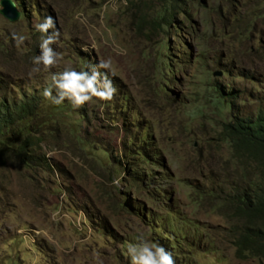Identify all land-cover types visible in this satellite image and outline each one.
Here are the masks:
<instances>
[{
	"label": "rangeland",
	"instance_id": "obj_1",
	"mask_svg": "<svg viewBox=\"0 0 264 264\" xmlns=\"http://www.w3.org/2000/svg\"><path fill=\"white\" fill-rule=\"evenodd\" d=\"M157 1L37 0L38 14L25 5L26 16L16 23L0 16V41L9 50L7 57L0 52V70L21 87L10 90L14 97L48 86L53 74L79 71L82 59L88 72H106L116 88L110 101L72 107L83 116L77 130L45 123L59 128L52 137L45 133L34 150L40 161L25 166L3 159L0 264H130L127 248L138 235L173 257L177 251L156 222L169 218L167 230L184 236L174 264H263L236 257L234 223L225 207L229 153L215 139L226 112L217 109L213 89L226 91L233 84L240 90L233 111L257 110L255 99L264 98V18L251 23L246 38L236 31L222 36L232 25L214 12L223 0H200L207 11L198 10L199 20L192 17L200 9L195 0H175L183 33L171 24L169 37L162 30L146 36L140 16L157 17ZM47 17L58 32L51 45L57 60L50 70L41 65L33 73L43 39L35 26ZM256 50L261 53L252 54ZM180 53L187 61L178 59ZM167 55L174 64L171 74L164 67ZM101 61L110 68H96ZM122 103L128 110L120 109ZM147 127V153L159 164L150 178L139 177V166L134 172L131 155H125L127 147L136 149L128 140L135 143ZM78 138L94 152L83 149ZM102 150L109 155L106 164Z\"/></svg>",
	"mask_w": 264,
	"mask_h": 264
},
{
	"label": "trees",
	"instance_id": "obj_2",
	"mask_svg": "<svg viewBox=\"0 0 264 264\" xmlns=\"http://www.w3.org/2000/svg\"><path fill=\"white\" fill-rule=\"evenodd\" d=\"M13 1L20 12L19 20L26 16L25 5H28L29 10L34 9L33 12L38 14L37 0ZM128 1L132 3L133 0ZM163 1L160 0V3L162 4ZM166 2L168 5L171 3L166 0L164 4ZM222 13V9L217 12L219 17ZM228 15L232 25H229L228 30L224 28L222 33L230 35L232 31H236L238 36L246 38L248 29L252 30L251 23L254 24L258 19L264 18V0H251L245 17H239L240 15H235V13ZM174 19L175 14L172 10L168 13L165 11L163 15L160 13L157 18L151 20L140 16L139 29L146 36L153 34L158 29H162L166 33L169 32L166 27ZM167 47L166 45L165 48ZM0 52L6 57L9 55L7 46L1 41ZM260 53V50L252 52L256 55ZM167 57L169 58V55ZM79 61L77 69L87 71L86 62L83 59ZM166 65L171 67L169 60ZM2 71L0 70V165L3 163V159L13 157L23 165L29 166L40 161L34 150L39 148L41 142L45 141L44 134L47 133L52 137L54 128H59V125L51 127V129L50 127L46 128L44 127L45 123L55 121L59 124L68 123L67 126L73 125V129L77 130L83 121V116L79 112H74L67 101L60 105H54L49 98L44 97L43 91L46 87H50L51 83L47 84L48 86L34 88L33 91L20 92L19 96L14 97L10 90L15 88L22 91L21 87L13 84ZM167 71L169 74L172 73L170 70ZM215 93L218 99L217 109L224 110L223 114L226 112L223 119L225 121L215 139L220 148L226 147L229 153V167L225 183L230 186V194L226 197L225 204L231 209V219L236 222L234 225L236 255L239 260H257L264 264V98L255 99L258 107L254 112L241 113L237 110L233 111V101L237 98V94L234 95L232 90L228 93L217 87ZM53 95H55V90H53ZM123 101L126 102L124 98ZM120 109L128 110V106L126 104L124 106L122 103ZM44 113L48 114L47 120L39 118ZM73 115L76 117L79 115V120L76 117L72 119ZM148 129V127L143 129V133L137 136L135 143H133L134 140H128V143L136 146V149H132L131 146L127 147L125 155L127 153L131 155L134 172L140 169L139 177L148 174L150 178L153 174L152 168L159 167V164L152 160L156 158V155L149 158L147 153L148 147H151ZM77 140L83 149L94 152L92 151L93 147L85 143V140L81 138ZM100 153H102V161L105 164L108 163V153L103 150ZM144 165L151 166V169H145ZM227 176H230L233 182ZM171 215H174L173 212ZM172 220L169 218L168 222H164L163 219L156 222L159 224L157 229L161 230V234L164 233L165 238L174 240L176 243L175 245V243L165 240L167 245L169 242L170 247L177 251L173 254V257H176L179 253L182 254L180 242L184 236L181 232L167 230L166 226L171 225L169 221ZM176 236L178 243L175 241L177 240Z\"/></svg>",
	"mask_w": 264,
	"mask_h": 264
},
{
	"label": "clouds",
	"instance_id": "obj_3",
	"mask_svg": "<svg viewBox=\"0 0 264 264\" xmlns=\"http://www.w3.org/2000/svg\"><path fill=\"white\" fill-rule=\"evenodd\" d=\"M11 1L14 2L13 0ZM149 1L151 2L152 0ZM165 1L166 0H164L162 4L160 3V0L157 1L158 4L157 5L158 12L156 13L157 17L159 16L160 13L163 15L165 11L166 13H168V11L172 10L175 14V19L173 22H171V24L175 25L176 32L177 34L180 35L183 33V30L181 24L178 23L179 14L178 12L175 11V3H174L175 0H167V1H171L169 5L168 2L164 4ZM182 2L185 3L184 0H182ZM249 2H251V0L247 2L246 0H223V3L220 6H216L214 8V12L218 16L217 12L219 11V9H222L223 13L221 14V16L224 14L229 19L230 16L228 14H234V13L235 15H240L239 17H245V12L249 8ZM195 3L197 7L200 9H196V12L192 17L199 20L200 15L198 14V10H203V11H207V10L205 8V5H203L204 3H201L200 0H195ZM157 17H153L151 19ZM171 24H169L166 27L169 32L166 33L164 32L168 37L170 36L171 33L170 30ZM202 24L204 25V27L206 26L205 23ZM161 25L163 26V23H161ZM35 27H36V31H38L43 35V39L40 41L39 44V47L41 49V54L33 59V64L35 65V67L32 68L33 73L38 72L39 66L41 65L43 66L44 70L46 71L50 70V68L56 64V60H57V53L51 47V45H53L56 42V38L58 36V32L56 31L55 22L53 18L47 17L43 20L42 23H38ZM223 29L221 30V34L222 36H225V34L222 33ZM49 30H51V32ZM158 30H162V29H158ZM157 31L154 33H157ZM154 33L152 35H154ZM179 35H177V38L179 41H182ZM165 46L166 45H163V49L169 48V47L165 48ZM186 57H188L187 54L183 55L182 53H180L178 59H183V61H187ZM170 58L171 55H169V58L166 57V62H168V60L170 62ZM166 62L164 63L165 68L167 66ZM170 64L171 67L174 65L172 62H170ZM96 68L107 70L110 68V62L109 61L98 62ZM167 68L169 67L167 66ZM170 68L168 70L172 71ZM230 73L231 72L229 70H224L225 76L231 77ZM245 77L246 79H249V77L247 76ZM245 77H243L244 80ZM164 80H166V78H164ZM231 80H233L234 83V79L231 78ZM166 81H167L166 83L169 84L170 81L168 80ZM217 87L220 88L222 91L228 93L231 92L232 90L234 95L237 94L236 95L237 98L235 99V101L240 97V90H238L233 84L226 86L227 88L226 91L219 85H216L214 86L213 89L214 92H215V88ZM53 90H55V95H53ZM115 92L116 89L113 86V83L106 72H101L98 70H93L91 72H88V71H76V70L67 69L60 72L59 74H53L51 76V85L50 87H46L44 89L43 95L45 98H49L51 100V103L54 105H60L65 101H67L73 108H79L85 103L92 102L94 99L105 102L110 101ZM225 207L231 213V209L228 208L226 204ZM228 218L231 222L234 223V225H236V222L231 219V215L228 216ZM136 240H137L136 243L130 245L127 248V254L130 260V264H174V259L171 253L166 251L163 247L155 244L150 245L148 242H146L143 239V237L139 235L137 236Z\"/></svg>",
	"mask_w": 264,
	"mask_h": 264
},
{
	"label": "water",
	"instance_id": "obj_4",
	"mask_svg": "<svg viewBox=\"0 0 264 264\" xmlns=\"http://www.w3.org/2000/svg\"><path fill=\"white\" fill-rule=\"evenodd\" d=\"M0 15L10 23H16L20 17V13L11 0L0 1Z\"/></svg>",
	"mask_w": 264,
	"mask_h": 264
}]
</instances>
